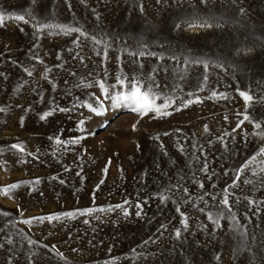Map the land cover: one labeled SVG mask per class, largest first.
<instances>
[{
    "label": "rangeland",
    "instance_id": "obj_1",
    "mask_svg": "<svg viewBox=\"0 0 264 264\" xmlns=\"http://www.w3.org/2000/svg\"><path fill=\"white\" fill-rule=\"evenodd\" d=\"M0 14V264H264V0Z\"/></svg>",
    "mask_w": 264,
    "mask_h": 264
},
{
    "label": "snow or ice",
    "instance_id": "obj_2",
    "mask_svg": "<svg viewBox=\"0 0 264 264\" xmlns=\"http://www.w3.org/2000/svg\"><path fill=\"white\" fill-rule=\"evenodd\" d=\"M5 19H6V17L3 14H0V25L4 24ZM13 19H15L16 21L27 22V21H25V17L23 15H17L15 17H13ZM45 27H52V26L46 25ZM65 31H74V30L73 29H66ZM100 87H101V89H103L104 85L101 84ZM240 95L243 97V99L245 100L246 103L253 100L252 96L247 95L243 92H241ZM113 100L116 104L127 103V104L132 105L133 106L132 110L137 112L141 116H145V115L152 113V112H155L157 114H162V115H168L167 112H162L161 106L156 105L155 97H153L149 91H141L140 86L138 84H135V83L131 85V90L127 94H121L119 96H115V97H113ZM162 107L166 109L167 107H169V104L165 103ZM92 110L95 111V109H92ZM0 111H2V109H0ZM61 111H63V109H61ZM245 119L247 120L248 117L245 116ZM255 127L257 129H259L261 127V125L257 123V124H255ZM262 134H264V133H262ZM57 143H59V141H57ZM12 147L16 148L18 146L12 145ZM261 155H264V149L261 150ZM253 160H255V157H253ZM14 187H15V185H11L8 188L0 189V191H3L5 194H7L8 191ZM223 203L225 204V206H227V204H228L227 197H225V199L223 200ZM124 215L127 216L128 213L125 212ZM49 219L50 220L51 219H58V217L53 216V217H49ZM177 235H179V233H177Z\"/></svg>",
    "mask_w": 264,
    "mask_h": 264
}]
</instances>
